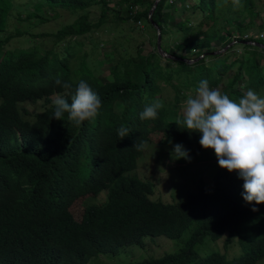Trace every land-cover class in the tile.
I'll return each instance as SVG.
<instances>
[{"label":"trees","instance_id":"obj_1","mask_svg":"<svg viewBox=\"0 0 264 264\" xmlns=\"http://www.w3.org/2000/svg\"><path fill=\"white\" fill-rule=\"evenodd\" d=\"M154 1L36 0V12L20 18L30 25L32 17L40 24L59 19L60 9L77 18L56 32L6 34L12 2L0 0V264H89L144 245L149 236L186 235L179 250L128 264L264 263V204L243 200L238 171L220 167L212 186L171 205L152 202L154 183L133 173L145 152L134 149L140 138L204 149L200 133L175 123L183 119L182 104L196 98L199 81L234 101L249 88L264 97V48L247 44L264 38L245 40L264 33V0H240L243 7L235 10L233 0H161L152 19L163 50L175 59L158 52L148 20ZM46 6L55 14L43 12ZM17 39L21 46L10 49ZM233 41L239 44L212 55ZM57 75L73 88L58 87ZM80 80L101 97L99 114L80 127L67 114L52 118L53 100L71 103ZM153 100L162 104L157 118L141 120ZM122 125L130 133L120 139ZM80 198L100 202L86 204L78 218L72 207ZM224 236L223 251L205 250L206 239ZM235 250L242 254L233 258Z\"/></svg>","mask_w":264,"mask_h":264},{"label":"clouds","instance_id":"obj_2","mask_svg":"<svg viewBox=\"0 0 264 264\" xmlns=\"http://www.w3.org/2000/svg\"><path fill=\"white\" fill-rule=\"evenodd\" d=\"M234 10L243 7L240 0H233ZM54 82L63 89L73 85L62 81L57 75ZM196 98L189 97L183 119L176 124L187 131L200 133L199 143L204 149L214 150L221 168L232 172L244 181L243 200L250 205L264 204V97L249 88L238 100L230 99L218 88H210L209 81H199ZM71 103L58 97L53 100L54 119L67 120L76 127L99 114L102 107L101 97L84 80H80L72 91ZM162 104L153 100L146 104L139 116L141 120L156 119ZM130 130L125 126L117 129L120 139L128 136ZM70 144L68 145V147ZM148 147V142L140 138L134 145L137 151ZM174 159H190L188 150L182 144H175ZM252 211L259 209L255 206Z\"/></svg>","mask_w":264,"mask_h":264},{"label":"rangeland","instance_id":"obj_3","mask_svg":"<svg viewBox=\"0 0 264 264\" xmlns=\"http://www.w3.org/2000/svg\"><path fill=\"white\" fill-rule=\"evenodd\" d=\"M11 2L10 26L7 28L6 34H15L16 30L26 31L31 29L36 34L56 32L64 25L74 22L77 18V16H72L67 9H60L61 16L59 19L40 24L35 17H32V25H30V21L20 18H25L36 12V0H11ZM90 10L92 20H96L100 14V6H93ZM43 12L47 13L48 16L55 14L49 6H46ZM33 26L36 27L34 28ZM142 26L145 27L144 24ZM133 36L137 37L139 42L146 41L145 37H141L136 32L133 33ZM101 37L105 38L103 35ZM19 46H21L20 40L17 39L10 44L9 48L14 49ZM85 48L91 53L92 48L89 45ZM239 53L242 54V50ZM95 54L98 55V53ZM99 60L102 61L103 57L99 58ZM108 74V72H103L102 76L106 77ZM39 107H41V103ZM28 108L31 112L39 110L38 106H33V104H28ZM184 113L185 111L183 115ZM175 144H182L188 150L190 159H174L172 152ZM219 169L220 166L216 154L212 149L198 150L197 146L187 145L182 142H169L158 145L157 141H153L148 144L144 154L139 159V166L133 173L142 179L150 180L154 183V191L150 195L152 202L171 205L185 200L191 193H198L203 188L212 186L214 177ZM99 202L100 198H97V200L96 198H87V200L85 198L81 200L80 198L72 207V212L80 218L86 204ZM187 237L188 235L180 240H171L166 237L149 236L145 238L144 245L125 247L117 255H99L92 258L89 264H128L146 259H158L167 253L179 250L182 242ZM225 240V236L221 240L213 242L206 239L205 242L208 241V243L205 244V250L212 252L220 249L223 251ZM233 253L236 254L233 258L242 254L239 250H235Z\"/></svg>","mask_w":264,"mask_h":264},{"label":"water","instance_id":"obj_4","mask_svg":"<svg viewBox=\"0 0 264 264\" xmlns=\"http://www.w3.org/2000/svg\"><path fill=\"white\" fill-rule=\"evenodd\" d=\"M161 2V0H155L151 9H150V12H149V17H148V20L151 22V24L153 25L154 29L156 30V33H157V37H158V40H157V49H158V52L161 56L163 57H166V58H170V59H175L173 56H170L168 55L162 48V35H161V29L160 27L153 21V15L155 13V10L157 8V6L159 5V3ZM239 44V41H233L231 42L228 46H226L224 49L220 50V51H216V52H213L212 55H220V54H223V53H226L227 51H229L231 48H233L234 46L238 45ZM248 45H252V46H257V47H261V48H264V44H260L258 42H247ZM206 56L205 55H202L200 59L204 58ZM188 61V60H186ZM199 61V60H198ZM190 63H194L196 61H189Z\"/></svg>","mask_w":264,"mask_h":264},{"label":"built area","instance_id":"obj_5","mask_svg":"<svg viewBox=\"0 0 264 264\" xmlns=\"http://www.w3.org/2000/svg\"><path fill=\"white\" fill-rule=\"evenodd\" d=\"M262 14H263V17H264V4L262 6ZM259 36L261 38H264V33H261V34H258V33H256V34H248V35L245 36V40H249L252 37L256 38V37H259Z\"/></svg>","mask_w":264,"mask_h":264}]
</instances>
